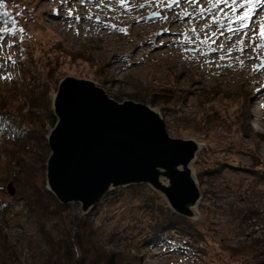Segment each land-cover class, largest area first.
Listing matches in <instances>:
<instances>
[{
  "label": "rangeland",
  "instance_id": "1",
  "mask_svg": "<svg viewBox=\"0 0 264 264\" xmlns=\"http://www.w3.org/2000/svg\"><path fill=\"white\" fill-rule=\"evenodd\" d=\"M263 4L0 0L17 27L7 29L0 15V106L6 104L0 119L7 115L37 138L16 142L0 128V264H55L51 242L73 235L71 219L80 217L88 225L83 231L91 232L81 233L88 251L78 252L77 264H85L89 254L98 255L93 264L263 261L264 109L260 99L252 100L255 84L264 87ZM249 9V18L238 19ZM252 54L258 56L254 63ZM64 76L90 80L118 102L146 104L163 119L170 137L202 143L189 165L198 207L191 216L180 215L192 231L182 234L170 226L162 239L153 237L159 220L173 219L162 213H177L149 183L110 188L87 215L79 203L69 202L59 216L38 217L18 198L11 174L19 170L11 162L16 157L22 170L33 167L32 180L46 183L39 137L52 129L44 113ZM152 97L158 104H151ZM160 181L167 184L164 177ZM10 182L14 195L7 190ZM202 240L210 249L206 261L195 251L206 246Z\"/></svg>",
  "mask_w": 264,
  "mask_h": 264
},
{
  "label": "water",
  "instance_id": "2",
  "mask_svg": "<svg viewBox=\"0 0 264 264\" xmlns=\"http://www.w3.org/2000/svg\"><path fill=\"white\" fill-rule=\"evenodd\" d=\"M52 109L56 122L47 135L46 188L60 203L77 202L85 213L110 188L149 183L174 212L192 215L199 191L189 165L198 143L170 137L150 106L118 102L90 80L64 76ZM7 190L14 195L11 182Z\"/></svg>",
  "mask_w": 264,
  "mask_h": 264
},
{
  "label": "trees",
  "instance_id": "3",
  "mask_svg": "<svg viewBox=\"0 0 264 264\" xmlns=\"http://www.w3.org/2000/svg\"><path fill=\"white\" fill-rule=\"evenodd\" d=\"M8 13H6L3 9V7H0V15L4 18V23L6 25V28L9 30H14L17 31V27L14 25L15 23L9 18V16L7 15ZM10 14V12H9ZM3 20V19H2ZM12 28V29H10ZM12 33V32H11ZM25 66L26 63L23 65V69L25 70ZM171 96V95H170ZM154 97V96H153ZM152 97V99L150 100L152 105H156L158 104V100L154 99ZM174 96L171 97H166L164 98L166 102H171ZM6 104H4L3 106H0V110L5 109ZM49 107V108H48ZM29 108V107H28ZM6 114V113H5ZM46 120L48 121V124H50V127H53L55 122H56V117L54 116L53 113V109L50 105V101H49V105H47L46 107V112L44 113ZM5 118L0 119V128L4 127V129L1 130H5L6 133L10 136H13L14 141L16 142H29V140H33L35 136H33V132L32 130H26L23 131L19 128L16 127L17 122L16 120H13L12 118H9L7 115H4ZM11 119V120H10ZM38 120V119H37ZM36 121V119L34 120ZM47 131H44L42 134L40 133V137L39 139L44 141V148L41 149L42 151V157H41V162H45L48 155H49V146L47 143ZM37 139V138H36ZM36 139H34V141H36ZM0 148H1V144H0ZM13 164H17L16 166H18L19 170L17 171H12L11 174L14 176L15 181H17V194L19 195L18 198H20L21 200L24 201V203L26 205H28V207L39 217H48V216H59L61 215V213H63V211L67 208L68 204H62L60 203L56 197L54 196V194L52 192H50L47 188H46V183L43 181L42 183H38L36 182V180H32V177L34 176L33 173V167L31 169V171L29 172L28 170H22V165H19V159L16 160H12L11 161ZM224 163V162H222ZM21 168V169H20ZM44 168V166L42 167ZM253 169H251L250 171H253ZM256 170V169H255ZM44 171V169H43ZM21 172V173H19ZM264 174V171H262ZM30 173V175H29ZM105 194L102 195V197H104ZM101 197V198H102ZM100 198V199H101ZM99 199V200H100ZM98 200V201H99ZM97 201V202H98ZM86 215L88 213H85ZM164 218L165 216H169L171 219L170 221H168L167 223H162L161 220H159V224H157V227L154 228L152 231L153 233V237H159V239H162V234H164L167 230H169L170 226L172 227V229L174 230H179V232H181L182 234H184L183 232H189L192 231L191 227H192V223L190 221H188L187 219H185L184 217L177 215L171 211H168L167 213H162ZM86 218V216H85ZM76 222L71 219L72 223H74V234L73 235H68L66 236V238H63V240L58 241V242H54L52 241L51 243H54L53 245H50V252L52 254H54L55 259H54V263L55 264H77V262L80 259V255L78 254V252L81 253V255H85L86 252L88 251V245L86 244V240L85 237L81 234V233H87L90 234L91 231H83L87 228L88 225H86L84 218L80 217V218H76L75 219ZM183 220V222H182ZM161 222V223H160ZM182 223V224H181ZM187 225H185V224ZM72 231V230H69ZM172 232V231H170ZM188 235V233L186 234ZM148 242L149 239H146ZM85 242V243H84ZM203 242V240H202ZM50 243V244H51ZM191 244H193L190 241ZM203 245L206 246H197L195 251L197 252V254H199L200 258L204 259L206 256L208 257V252L210 251V249H207V244H205V242H203ZM76 249V251H75ZM194 251V250H193ZM219 250H217V247H215V252H213L214 256L216 257V255H218ZM78 254V255H76ZM94 257H98V255L94 254H89V260H87V262L85 264H93L94 261L97 262L98 259L94 260ZM101 261V260H100ZM105 264H120V261H116V260H110L108 262H106Z\"/></svg>",
  "mask_w": 264,
  "mask_h": 264
},
{
  "label": "bare ground",
  "instance_id": "4",
  "mask_svg": "<svg viewBox=\"0 0 264 264\" xmlns=\"http://www.w3.org/2000/svg\"><path fill=\"white\" fill-rule=\"evenodd\" d=\"M264 5V4H263ZM173 33V32H172ZM226 32H221L220 33V36H223L224 34H225ZM251 59H252V63H254L257 59H258V56H257V54H252L251 55ZM262 72H263V70H261ZM255 85H257L258 87V91H257V93L254 95V97L252 98V100H257V99H260L261 101H260V103L262 104V106H263V109H264V87H261V86H259V85H261L260 83H256ZM256 87V86H255ZM202 147V143H199L198 142V148L200 149ZM194 179V181L195 182H197V180H196V178H193ZM197 207H198V200L196 201V203L193 205V206H191V210L192 211H195L196 209H197ZM251 211H254L255 210V208H252V209H250ZM257 211H259V210H256L255 211V213H257ZM182 249H184V248H182Z\"/></svg>",
  "mask_w": 264,
  "mask_h": 264
},
{
  "label": "snow or ice",
  "instance_id": "5",
  "mask_svg": "<svg viewBox=\"0 0 264 264\" xmlns=\"http://www.w3.org/2000/svg\"><path fill=\"white\" fill-rule=\"evenodd\" d=\"M247 2L248 3H252L253 0H247ZM122 3H123V0H122ZM0 6H2V5H0ZM233 10H235V9H233ZM250 11L251 10L249 9V11H246L242 16H239L238 19H247V18H249V12ZM259 34H260V37L262 39H264V25H261L260 33ZM240 43H243V42L241 41Z\"/></svg>",
  "mask_w": 264,
  "mask_h": 264
}]
</instances>
